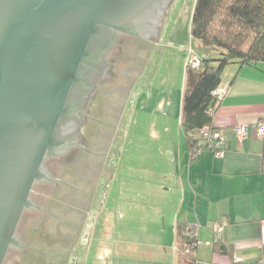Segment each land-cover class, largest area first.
Returning <instances> with one entry per match:
<instances>
[{
    "label": "crops",
    "instance_id": "crops-1",
    "mask_svg": "<svg viewBox=\"0 0 264 264\" xmlns=\"http://www.w3.org/2000/svg\"><path fill=\"white\" fill-rule=\"evenodd\" d=\"M184 90L175 109L163 97L155 103L156 116L136 118L117 193H111L112 184L108 188L116 216L105 219L110 238L102 264H178L179 228L196 223L201 225L196 264L264 261V137L253 127L264 121V64L235 63L224 71L219 88L224 97L213 120L228 140L223 158L207 152L192 159L182 127ZM144 103L141 109L153 107V98ZM239 125L250 126L243 140L233 132ZM111 143L112 138L109 151ZM103 171L93 169L92 175ZM88 188L90 208L96 183ZM216 225L223 229L218 237ZM217 241L232 254L216 252Z\"/></svg>",
    "mask_w": 264,
    "mask_h": 264
},
{
    "label": "water",
    "instance_id": "water-1",
    "mask_svg": "<svg viewBox=\"0 0 264 264\" xmlns=\"http://www.w3.org/2000/svg\"><path fill=\"white\" fill-rule=\"evenodd\" d=\"M176 1L0 0V264L49 175L46 157L78 122L69 110L80 73L120 34L161 33Z\"/></svg>",
    "mask_w": 264,
    "mask_h": 264
},
{
    "label": "rangeland",
    "instance_id": "rangeland-1",
    "mask_svg": "<svg viewBox=\"0 0 264 264\" xmlns=\"http://www.w3.org/2000/svg\"><path fill=\"white\" fill-rule=\"evenodd\" d=\"M195 4L196 0H177L161 28L157 43L142 44L134 49V55L137 54L134 57L142 68L135 66V72L129 69V74L120 83L123 87L127 84V89L121 94L115 93L113 108L117 111L108 112L99 119L107 133L106 143L112 138L111 151L107 144L105 148L95 150V159L84 156L63 172L61 177L65 185L56 195L46 199L53 218L31 224L29 234L36 249L32 254L34 260L29 264H102V248L110 238L105 219L109 214L113 219L116 216L112 199L107 201L108 188L112 184L111 193H117L114 185L120 178L125 153L133 141L137 116H156L155 103L163 97L169 99L171 108L175 109L186 89L190 51L200 56L210 52V57L218 58V49L206 51L191 37ZM229 70L231 68L227 72ZM150 98H153V107L141 109L144 101ZM99 163L105 171L93 177L91 171ZM92 182L96 183L95 200L88 208L85 199Z\"/></svg>",
    "mask_w": 264,
    "mask_h": 264
},
{
    "label": "trees",
    "instance_id": "trees-1",
    "mask_svg": "<svg viewBox=\"0 0 264 264\" xmlns=\"http://www.w3.org/2000/svg\"><path fill=\"white\" fill-rule=\"evenodd\" d=\"M191 37L206 51L218 49V58L210 57V52L199 55L202 60L199 70L186 67L182 127L193 155L199 147L200 130L206 126L218 130L210 111L218 109L213 93L220 88L225 69L235 63L264 64V0H196ZM185 227L179 228L178 264H196L197 246L193 249L189 246L183 235ZM214 250L232 254L221 241L216 242Z\"/></svg>",
    "mask_w": 264,
    "mask_h": 264
},
{
    "label": "flooded vegetation",
    "instance_id": "flooded-vegetation-1",
    "mask_svg": "<svg viewBox=\"0 0 264 264\" xmlns=\"http://www.w3.org/2000/svg\"><path fill=\"white\" fill-rule=\"evenodd\" d=\"M159 33L160 31L149 40L126 34L118 35L113 42L104 46L99 59L91 58L90 63L80 73L81 85L71 94L73 99L69 110L70 116L76 118L78 122L74 126L71 124L70 136L65 145L57 147L54 154L46 157L44 167L48 169L49 175L34 185L30 194L32 205L25 208L21 215L14 234L15 244L8 249L3 264H29L34 260L32 254L36 248L32 245L33 239L29 230L33 222L53 218V214L48 210V201L47 204L45 201L49 198L47 194L56 195V192L65 185L61 177L62 172L73 162L83 160L84 156L89 160L95 159V150L106 147L107 133L105 134L99 119L108 112L117 111L113 108L116 101L115 93L121 94L127 89V84L125 87L120 86V79L129 74L126 73L128 68L123 70L121 66H129L133 72L135 66L141 69L142 64L136 61L134 56L137 54L134 55L132 50L139 45L155 42ZM94 166L97 170L102 168L100 163Z\"/></svg>",
    "mask_w": 264,
    "mask_h": 264
},
{
    "label": "built area",
    "instance_id": "built-area-1",
    "mask_svg": "<svg viewBox=\"0 0 264 264\" xmlns=\"http://www.w3.org/2000/svg\"><path fill=\"white\" fill-rule=\"evenodd\" d=\"M186 67H190L195 70H199L202 67V60L198 54L194 51H190L189 57L187 59ZM213 96L217 99L216 107L218 108L219 103L224 97V93L221 90H216L213 93ZM210 114L214 116L215 111L211 110ZM253 127L256 128L257 134L263 138L264 137V121L256 122L253 124ZM234 134L239 140H243L249 135L250 126L249 125H239L236 126L233 130ZM198 144L199 147L195 150L192 155L193 160H197L205 155L207 152L213 153L218 158H223L226 152L227 137L225 134L219 130H214L209 126L204 127L198 133ZM201 225L196 224H187L183 235L186 239L189 240L191 249L198 246V234L200 232ZM222 227L216 225L214 231L218 236L222 233ZM264 264V261L256 263Z\"/></svg>",
    "mask_w": 264,
    "mask_h": 264
}]
</instances>
